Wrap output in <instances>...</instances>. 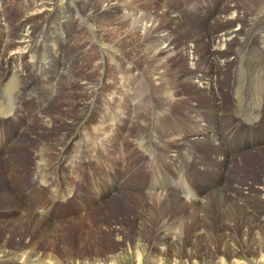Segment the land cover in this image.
<instances>
[{
	"label": "rangeland",
	"instance_id": "1",
	"mask_svg": "<svg viewBox=\"0 0 264 264\" xmlns=\"http://www.w3.org/2000/svg\"><path fill=\"white\" fill-rule=\"evenodd\" d=\"M49 1L55 2L58 16L64 15L65 12L71 14L67 28L71 47L68 49L65 45L54 49V51L58 49L57 51L62 52L60 56L63 54L68 58L64 60L56 58L53 62L55 67H60L71 59L73 62L70 64V69L74 70L73 81L59 84L57 98L51 100L49 107L44 109L46 111L39 107L40 113L35 115L32 118L34 120L28 124L29 130L24 127L22 135L9 150V152L13 151L10 160L2 158L4 156L0 155V194L2 191L3 193L7 191L12 195L9 199H0V264H36L38 261L39 264H264V220L261 221L263 215L256 214L261 217L260 221L263 222V226L245 223L237 229L238 224L234 221H222L216 213L209 215L212 222L202 214L189 217V212L195 209L189 208L190 203L188 206H177V203L173 202L170 203L169 208L161 210L159 204L157 205L153 199L156 194L152 193L157 190H150L147 193L148 188L141 187L143 182H137L138 179L147 180L149 178L150 174L144 172L148 162L144 155L148 153V157L153 151H156L155 148H152L151 152H146L150 150V146L145 148L144 145L137 143L138 138L145 131L149 129L150 135L155 138L152 142L163 146L171 136L164 129L171 126L173 132L179 134V106L187 102L195 105L200 104L211 110L206 107L208 101L204 96H201L200 90L193 88V82L182 83L179 90V81L174 77L180 74L184 76V74L195 70L189 63V56L194 54L196 48L189 52L182 43L189 40L195 44L193 39L198 40L203 34L218 32L226 26V23L228 25L229 22L225 23L218 17L217 13L222 8L237 7L243 16L241 21L245 26L251 25L255 21L258 24L259 22L264 24V0H209L210 2L208 0H140L139 2L120 0L121 4L119 3L116 7H110L106 0ZM7 2L9 3L5 6L2 2L0 4L3 8H0V14L3 12V20L0 21V44L3 43V47L8 49L6 54L7 52L10 54L17 49L14 44L13 46L5 45L8 44L6 34L14 36L21 16L27 14H23L24 9L28 11L33 0H8ZM197 2H200L202 6H195ZM9 4L12 5L8 6ZM170 10L175 11L171 15L179 13L178 25H181L177 29L173 25V32L171 28L164 33L167 38H171L173 43L172 54L171 52H161L158 56L161 61L167 63L161 71L164 72V77L168 80L164 86L170 87L169 91L174 95L173 110L172 106H169L170 112L164 115L165 118H158L160 109L155 110L156 113L152 114V118L148 116V121L151 120L150 124L143 127V119L140 123L137 122L140 120L138 115L142 117L146 114L144 110L146 104L143 101L140 103L137 99L138 82L143 71L136 68L137 60L135 58H144L141 57V54L148 52L152 48L151 45L156 43L154 37L142 35L140 32L134 33L131 23L138 21L137 23L145 25L155 12L168 11L170 13ZM171 22L172 18H167L163 23L171 26ZM159 23L160 21L157 22V24ZM67 31H65V35ZM198 49L200 58L209 56L211 53L206 44L199 45ZM235 49L236 47L232 46V57ZM104 51L106 52L103 56L101 53ZM130 53H133L134 56ZM114 57L123 60L121 65H116ZM236 57L234 55V59ZM102 59H107L108 63L102 65ZM221 59L222 56L218 60ZM3 60L2 57L1 74L7 67ZM18 60L17 58L13 64L15 66L11 65L12 70L14 67H20L25 71V74L22 72L24 77L22 81L25 86L32 84V81L36 80V75L31 53L22 55L20 62ZM114 66H116V70H114ZM211 66L212 64L206 63L201 70H212ZM236 66L235 60L234 66L231 61L229 66L221 69V80L217 82L221 85L218 87H222L223 92L229 97L223 111L228 113L227 121L230 120L229 114L233 101L230 85L231 82L233 84ZM119 68L121 71L117 72ZM99 77L102 79L103 87L101 86L100 93L96 95L93 104H89L91 109L88 107L87 113L83 114L78 111L80 101L86 100L81 82L92 83ZM39 81L45 86L48 85L46 79L39 78ZM159 84V80L152 79L149 86H158ZM179 101L181 102L179 103ZM132 103L135 108H128V105L131 107ZM122 106L125 107L122 108ZM190 106L192 105L186 106V108ZM68 109L69 112H67ZM126 110L128 111L126 112ZM17 113L19 118L20 111ZM163 113L162 110L161 114ZM31 114H33V110L28 115ZM170 119H172L171 123ZM7 121L9 119H3L0 126H6ZM262 121L264 122V120ZM174 122L177 124L173 125ZM11 128H13V124ZM206 133L208 136L209 132ZM72 134L74 140L68 146L67 141ZM156 138H160V140L157 141ZM171 138L176 143L181 142L179 141L180 136ZM96 145L101 147L99 155L93 151L96 150ZM60 147L63 149L66 162L69 165L60 169L61 174L57 171L56 180L64 189L74 187L75 190L70 191L68 197H56L57 200L49 205L47 211L43 210L40 204L51 200L52 191L56 188L49 180H40V176L34 178L36 161L40 155L44 154L45 157L47 156L46 161H52L50 167L55 168L58 161L55 160ZM112 147L119 148L115 151L121 149L126 156L120 165L110 162L109 167L113 172L115 164V175H117V169L121 168L123 172L126 169V179L122 183L123 189L119 191L122 180L121 171L117 177L111 174L113 180L117 179V183H113L111 187L118 189H113L111 193L102 197V194L99 195L100 193L97 192V178L87 172L86 180H83L86 171H83L74 160L76 156L84 158L90 154L91 161L95 160L98 163L106 161L107 157L113 153L110 151ZM197 147L205 150V155L208 154L209 147L206 145L198 144ZM41 148L43 153L40 152ZM76 149L78 150L77 155L74 151ZM4 150L3 148L0 152ZM257 150L254 148L247 152V149H244L240 154L244 163L238 170L230 174V177H233L232 184L227 186L228 193L233 196H238L240 191L249 196L247 202L250 204L245 203L250 208V212H253L251 208L264 212V205L261 207L262 209L260 208V204H264V202H260L264 199L258 195L260 182L264 178V152L254 155ZM173 164L179 174V162L174 161L172 164L164 163L165 167L161 164L159 165L161 169L154 168L152 172L157 176L155 171L160 169L161 175L166 174V177L167 168L173 167ZM195 167L198 168L197 165ZM198 169L199 174L208 175L200 168ZM108 170L110 172L104 163L103 171L100 170V173L106 177ZM171 173L174 176L177 175V172L174 174V169ZM212 173L217 177L221 175L214 171ZM111 175L107 176L109 181H112ZM227 177L229 179V176ZM211 178L212 176L208 180ZM182 181L184 183L177 182V185L184 187L186 179ZM44 182L49 183L50 188L46 187L47 184L41 185ZM18 184L27 186V193H24L23 186L18 187ZM37 184L42 187L36 186ZM176 188L179 190V187ZM214 188L218 189V187ZM214 188L211 190H215ZM90 194L95 198L90 197ZM170 195L173 196V194ZM88 197L90 199L85 202ZM37 198L41 200H37ZM201 202L199 205L204 203ZM162 206L167 207L166 204ZM44 208H46L45 205ZM170 233L174 234L176 238L169 237Z\"/></svg>",
	"mask_w": 264,
	"mask_h": 264
},
{
	"label": "bare ground",
	"instance_id": "2",
	"mask_svg": "<svg viewBox=\"0 0 264 264\" xmlns=\"http://www.w3.org/2000/svg\"><path fill=\"white\" fill-rule=\"evenodd\" d=\"M7 1L8 0H0V4L2 2V4H4L5 6V4L7 5V3H9ZM106 1L110 7H116L120 3V0ZM136 1L139 2L140 0ZM31 3L32 6L28 7V11L26 9H24L23 11V14H27L25 16L22 15V18H20L19 22L17 21V30L14 32V36L6 34V36L8 37V44L5 45L9 46L10 44L13 46L14 44V47L17 49V51H12V53L10 52V54H8L7 52L6 54V50L8 49L3 47V43L0 44V57L1 59L3 57V62L7 66L4 71L5 73L3 72V74H1L2 71L0 72V124L3 122V119H9V121L6 122V126H0V150L3 148L5 149L3 152H0V155H3L4 157L2 158L5 159H9L12 156L13 151L9 152V150L13 146L14 142L22 135L24 127L28 128L29 130L28 124L34 120L32 118L35 115H38L41 109H46L52 99L54 100L55 98H57L56 95L58 94L59 89L57 90V88H59V84L61 82L70 83L73 81L74 70L70 69V64L73 62L71 59H69L64 65H61L60 67H55V63L53 62V60H55L56 58L61 60L68 58L67 55L63 54L60 56V53L62 52L57 51L58 49L54 51V49L59 46L65 45H67L68 49L71 47V42L69 43V32L67 31L68 24L71 19V14L69 12H65L64 15L58 16L59 14L57 13V9L55 7L56 4L53 1L33 0V2ZM10 5L12 4H9L8 6ZM195 6L200 7L202 6V4L200 2H197L195 3ZM0 8H2L1 5ZM168 11L155 12L152 18H149L148 23L145 25L137 23L138 21L131 23V29H133L132 31L134 33L140 32L142 33V35L154 37L156 43L154 45H151L152 48H150L148 52L141 54V57L144 58H135L137 60V64H135L137 67H135L143 71L141 73L139 70V72L141 73V78L138 76L140 78V81L138 82L137 87L138 101L140 103L141 101H143L146 104V106H144L146 114L142 117L138 115V117H140V120L137 121L140 123L141 119H143V127L150 124L151 120L148 121V116L152 118V114L156 113L155 110L160 109L158 118H165L164 115L167 112H170L169 106H172L173 110L174 95H172V93L169 91L170 87L164 86V83L168 80L164 77V72L161 71V69H163L164 65L167 63L161 61L158 55L161 52L173 51V43L170 40L171 38H167L166 34L164 33L166 30H170L171 28V31L173 32L174 28H179L181 24L178 25L179 13L171 15L175 11L170 10V13ZM2 13L0 14V21L3 20ZM217 14L218 17L222 19V21H224L225 23L229 22L228 25L226 23V26H224L218 32H212L208 34L205 33L198 40L193 39V41H195V44L191 43L189 40H186L185 42L183 41L184 43L182 44L185 45L187 51L191 52L192 49L196 48L195 51L193 50L194 54H191V56H189V63L195 70L190 71L188 74H184V76L180 74L179 76L174 77L179 81V90L182 87V83L193 82V88L196 90H200L201 96H204L208 101V106L206 107L211 108V110L206 109L200 104L195 105L194 103L187 102L179 106V134L174 133L171 126H168L167 129H164V131H166L167 134H171V136L170 140H168L163 146H158L157 143H153L152 141H154L155 138L150 135L149 129L145 131L142 136L138 138L137 143L144 145L145 148H147L146 146H150V150L146 152H151L152 148H155L156 151H153L150 155H148V157V153L144 155L147 157H145V160H148L147 164L145 165L146 168L144 172L145 174L149 173L150 176L147 180L138 179L137 182H143V185L141 187L148 188L146 192L150 190H157V192L152 194H156L153 199L157 205L159 204V208L161 210L169 208L171 205L170 203L173 202L177 203V206H188V203H190L192 207L189 206V208L195 209H193L192 212H189L190 216L186 215L189 217H195L198 214H202L207 220L211 221L209 217L213 213H216L217 215H219V219H221L222 221H234L236 224H238L237 229L245 223L259 224L263 226V222L261 221L264 220V212H260L261 210L258 211L257 209L255 210L253 208H251L253 212H250V208L247 206V204H250V202H247L249 196L243 194L242 191H240V194L238 196H233V194L231 195L230 193H228L227 186H230V183L232 184L233 177H230V174H232L235 170H238V168H240L244 163L242 155H240L241 153H243L244 149H247V152L254 148H256V150L259 149L255 151L254 155H256V153L258 152H260V154L261 152H264V128L256 129V132L259 135H257L255 139L251 134H249L245 139V136L242 135L241 129L242 124L247 123V125H255L259 117H262L264 120V24H261L259 22V25L258 23H255V21L252 22L251 25L245 26L241 21L243 16L241 15L237 7L219 9ZM167 18H172L171 26L163 23L165 20H167ZM140 20L142 19L140 18ZM158 21H160L159 24H157ZM173 25H175L174 28ZM65 31H67V37L65 35ZM201 44H206L209 47L211 52L209 56L200 58V51L198 49V46ZM157 45H159V47L160 45L163 46L159 48L157 47ZM232 46L236 47L234 55H236L237 57L235 59L234 55L233 57L231 55ZM105 52L106 51L102 52L101 54L104 56ZM30 53L34 61L36 80H33L32 84L25 86L24 82L22 81V79L24 78L22 72L23 74H25V71L20 67H14V70H12L11 65L12 67L15 66L13 64L14 62H16L17 58L20 62L22 59V55ZM130 55L134 56L133 53H130ZM220 56H222V59L218 60ZM135 57H137V55H135ZM46 58L47 60H45ZM113 60L116 62L117 66L121 65V63L123 62V60L120 58L114 57ZM126 60L124 61L126 62ZM235 60L237 63V68L234 72V80L233 75L231 77L233 80V84L231 82L230 85L232 92L231 97L233 101L231 112L229 114L230 120L228 119L229 121H227L226 117H228V113H224L223 111L225 110V105L229 97L225 92H223L222 87H218L221 85L217 82L221 80V69L229 66L231 61L234 66ZM101 62L102 65H106L108 63V60L102 59ZM206 63L210 65L212 64V70H201L203 65H206ZM215 67H218L219 69L216 70ZM114 70H116V66H114ZM119 71H121V68H119L117 72ZM39 78L46 79L48 85L45 86V84L40 83ZM152 79L159 80L160 84L158 86H149L152 83ZM101 80L102 79H100L99 77L97 81H94L92 83H89L88 81L81 82V86H83L84 89L83 93L86 95V100L80 101V107L78 111L86 114V111H88V107L91 109V105L93 104L96 95L100 93V89L102 86ZM156 89H158L159 91H157ZM43 92H45V94H43ZM175 97L177 96L175 95ZM182 100L184 101V99ZM180 102L181 101H179V103ZM90 103L91 105L89 106ZM130 105L131 107L128 105V108H135L133 103ZM189 105L192 106L186 108V106ZM39 107L41 109H39ZM124 107L125 106H122V108ZM138 109L141 110L142 108ZM31 110H33V114L28 115L30 114ZM162 110L164 112L163 114H161ZM19 111L20 117L18 118L17 112ZM127 111L128 110H126V112ZM67 112H69V109ZM51 115L53 116L52 113ZM232 118H234V120H232ZM171 120L172 119L169 120L170 123L172 122ZM161 121L164 120L161 119ZM12 124L13 128H11ZM172 124L175 125L177 124V122H174ZM206 132H209L210 136H207ZM61 134L63 135V133ZM173 136H180L179 141L181 142H174L173 138H171ZM156 139L157 141L160 140V138ZM73 140L74 138L72 134L67 141V145H71ZM196 144H204L209 147L208 154L205 155L206 151L197 147ZM115 149L119 148L112 147L110 151L113 153H111L110 156L107 157L106 161L103 160V162L98 163L95 162V160L91 161L92 159L89 158L90 154L84 158L76 156L74 160L75 163L78 164L83 171H86L85 175L82 178L83 180H86L85 177H87V172L89 174L91 173V176H95L94 178H97V189L100 193L99 195L102 194V197L107 195L108 193H111L113 189H118L111 187L113 183H117V179L113 180V177L111 175H115V164L112 172L111 167H109V163L111 162L113 164L115 162L116 165H120L122 162H124L126 155L124 151L122 152L121 149L116 151ZM41 151H43L42 148L40 152ZM74 151H76L75 155H77L78 150L76 149ZM93 151H96L99 155L101 154V147L98 145L96 147V150ZM57 154L58 157L56 156L57 159L55 161H58L55 168L50 167L52 161H46L47 156L45 157L44 154L40 155L39 159L36 161V175L34 178H38V176H40V180H49L51 184L55 185L54 188H56L52 191L53 195L50 197L51 200L44 201L42 204H40L43 210L47 211L49 209V205L57 200L56 197H68L70 191L75 190L74 187H67V189H64L56 180L55 174L57 173V171H59V173L61 174L60 169L63 166L69 165V163L66 162V157L64 156L62 148L59 149V152ZM55 161H53V164H55ZM173 161L179 162V174L178 171H176V166L173 164V167L167 168L166 177V174L161 175V167L159 165L162 164L164 166V163L166 162L172 164ZM104 163L110 169V172L108 170L106 174L107 176L109 174L111 175L112 181H109L107 179V176L104 177L100 173V170L103 171ZM196 165L198 166V168H200V170H203L204 173L208 175L199 174V169L195 167ZM154 168H160L156 169L155 171L157 176H155V173L152 172ZM173 169L174 174L175 172H177V175L175 176L171 173ZM120 171L122 180L121 184L119 185V191L123 189L122 183L126 179V169L125 172H123V169L121 168L117 169V175L120 173ZM212 171H214V173H221V175L217 177V175H214ZM196 173L198 174L196 175ZM117 175L115 176L117 177ZM211 176V180H208V178H210ZM226 176H229V179L228 177L226 178ZM183 179H186V185H184V187L181 185L178 186L177 182L184 183L182 181ZM46 184L47 183L45 182L41 183V185L43 186ZM48 184L46 187L50 188ZM32 185L34 186L35 184ZM41 185L37 184L36 186L42 187ZM20 186L22 187L23 185L18 184V187ZM176 187H179V190ZM214 187H218V189L216 190ZM23 188L24 193H27V186H23ZM212 188H214L215 190H211ZM170 194H173V196ZM10 195L11 194L7 191L6 193H3L2 191V193L0 194V199H9ZM258 195L263 197L264 199V178L260 182ZM90 197H93V199L95 198V196L92 194H90ZM89 199L90 198L88 197L85 202ZM37 200L41 199L37 198ZM200 201L204 203L202 205H199ZM262 202H264V200H262L260 203ZM163 204H166L167 207L162 206ZM44 205L46 206V208H44ZM260 205L259 206L261 208L264 204ZM256 214L263 215L261 216L263 217V219H261V217L257 216ZM169 237L173 239L176 238L175 235L171 233ZM39 263L40 262L38 261V263L36 264Z\"/></svg>",
	"mask_w": 264,
	"mask_h": 264
}]
</instances>
